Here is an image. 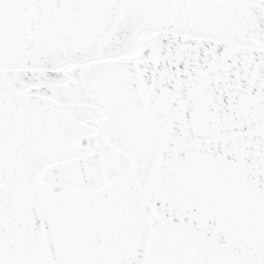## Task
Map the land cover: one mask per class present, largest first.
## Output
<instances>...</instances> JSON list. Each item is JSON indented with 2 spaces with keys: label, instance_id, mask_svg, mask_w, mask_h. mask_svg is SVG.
Wrapping results in <instances>:
<instances>
[{
  "label": "snow or ice",
  "instance_id": "6c2138e0",
  "mask_svg": "<svg viewBox=\"0 0 264 264\" xmlns=\"http://www.w3.org/2000/svg\"><path fill=\"white\" fill-rule=\"evenodd\" d=\"M0 264H264V0H0Z\"/></svg>",
  "mask_w": 264,
  "mask_h": 264
}]
</instances>
